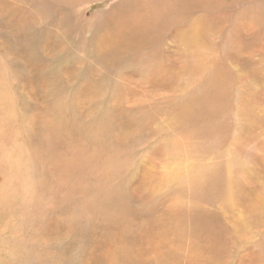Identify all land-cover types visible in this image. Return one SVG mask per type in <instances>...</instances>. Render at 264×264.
<instances>
[{"label":"rangeland","instance_id":"obj_1","mask_svg":"<svg viewBox=\"0 0 264 264\" xmlns=\"http://www.w3.org/2000/svg\"><path fill=\"white\" fill-rule=\"evenodd\" d=\"M0 264H264V0H0Z\"/></svg>","mask_w":264,"mask_h":264},{"label":"bare ground","instance_id":"obj_2","mask_svg":"<svg viewBox=\"0 0 264 264\" xmlns=\"http://www.w3.org/2000/svg\"><path fill=\"white\" fill-rule=\"evenodd\" d=\"M151 7V6H150ZM152 9V8H151ZM198 46V45H197ZM183 71V70H182ZM208 101V100H207ZM218 103V102H217ZM149 117V116H148ZM231 124V123H230ZM229 127V126H228ZM233 127V126H232ZM223 135H226V134H223ZM44 139V138H43ZM41 151V150H40ZM176 165V164H175ZM191 188V187H190ZM199 191V190H198ZM197 193V192H196Z\"/></svg>","mask_w":264,"mask_h":264}]
</instances>
